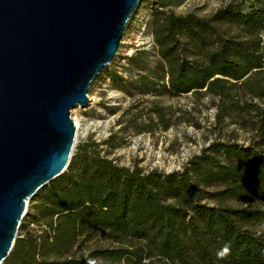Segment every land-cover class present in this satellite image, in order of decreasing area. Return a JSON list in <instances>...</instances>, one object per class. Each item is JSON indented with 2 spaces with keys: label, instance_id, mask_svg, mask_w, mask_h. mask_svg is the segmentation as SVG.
I'll return each instance as SVG.
<instances>
[{
  "label": "trees",
  "instance_id": "1",
  "mask_svg": "<svg viewBox=\"0 0 264 264\" xmlns=\"http://www.w3.org/2000/svg\"><path fill=\"white\" fill-rule=\"evenodd\" d=\"M170 6L152 4L154 51L127 58L136 76L112 71L109 80L130 97L205 91L221 115L247 119L251 140L213 141L172 172L118 165L109 155L126 140L115 134L85 142L30 202L21 228H37L18 237L4 264H264V0H231L206 17ZM172 119L156 101L137 104L123 132L167 131ZM101 240L107 246L82 253Z\"/></svg>",
  "mask_w": 264,
  "mask_h": 264
},
{
  "label": "water",
  "instance_id": "2",
  "mask_svg": "<svg viewBox=\"0 0 264 264\" xmlns=\"http://www.w3.org/2000/svg\"><path fill=\"white\" fill-rule=\"evenodd\" d=\"M141 0H0V264L30 202L68 169L71 112L111 64Z\"/></svg>",
  "mask_w": 264,
  "mask_h": 264
},
{
  "label": "rangeland",
  "instance_id": "3",
  "mask_svg": "<svg viewBox=\"0 0 264 264\" xmlns=\"http://www.w3.org/2000/svg\"><path fill=\"white\" fill-rule=\"evenodd\" d=\"M169 10L177 14L194 12L199 16H210L231 0H170ZM154 0H141L128 22L116 56L101 76L89 89V105L76 107L71 116L78 125L75 154L80 145L89 140L103 143L113 134L118 141L126 144L109 155L120 166L134 167L136 164L145 171L157 169L163 172L181 170L184 164L202 148L216 140H237L248 143L252 130L247 119L240 112H231L228 116L220 113L217 99L203 91L179 97H130L113 86L109 73L114 71L127 78L136 76V72L127 67V58L137 48L153 50V37L148 28ZM151 61H154L152 58ZM156 101L173 113L172 125L164 131L160 126L153 133L137 134L134 131L123 132L124 116L134 105L147 108ZM254 103H260L254 100ZM132 112H135L133 109ZM29 210V209H28ZM27 219V216L24 220ZM37 225L29 229H20L19 237L26 235ZM107 246L100 241L85 244L82 253L88 248Z\"/></svg>",
  "mask_w": 264,
  "mask_h": 264
},
{
  "label": "clouds",
  "instance_id": "4",
  "mask_svg": "<svg viewBox=\"0 0 264 264\" xmlns=\"http://www.w3.org/2000/svg\"><path fill=\"white\" fill-rule=\"evenodd\" d=\"M229 254V247L225 245V247L217 252V257L219 259H225Z\"/></svg>",
  "mask_w": 264,
  "mask_h": 264
},
{
  "label": "bare ground",
  "instance_id": "5",
  "mask_svg": "<svg viewBox=\"0 0 264 264\" xmlns=\"http://www.w3.org/2000/svg\"><path fill=\"white\" fill-rule=\"evenodd\" d=\"M76 127L78 128V125H77V123H76Z\"/></svg>",
  "mask_w": 264,
  "mask_h": 264
}]
</instances>
